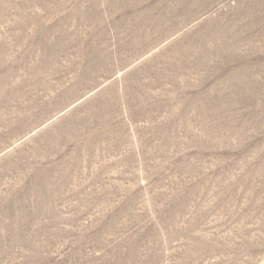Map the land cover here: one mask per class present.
Wrapping results in <instances>:
<instances>
[{
  "label": "rangeland",
  "instance_id": "374dc122",
  "mask_svg": "<svg viewBox=\"0 0 264 264\" xmlns=\"http://www.w3.org/2000/svg\"><path fill=\"white\" fill-rule=\"evenodd\" d=\"M0 264H264V0H0Z\"/></svg>",
  "mask_w": 264,
  "mask_h": 264
}]
</instances>
